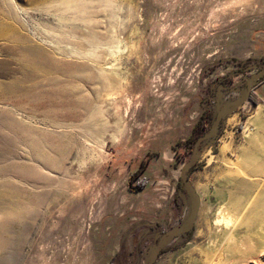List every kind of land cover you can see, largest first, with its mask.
I'll return each instance as SVG.
<instances>
[{"label": "rangeland", "instance_id": "374dc122", "mask_svg": "<svg viewBox=\"0 0 264 264\" xmlns=\"http://www.w3.org/2000/svg\"><path fill=\"white\" fill-rule=\"evenodd\" d=\"M263 65L264 0H0V264H146L193 203L181 179L177 208L169 196L190 151H154L202 108L208 130ZM224 163L205 188L191 181V231L153 264H264V135ZM145 201L153 228L130 256L109 223Z\"/></svg>", "mask_w": 264, "mask_h": 264}, {"label": "crops", "instance_id": "0c3cea01", "mask_svg": "<svg viewBox=\"0 0 264 264\" xmlns=\"http://www.w3.org/2000/svg\"><path fill=\"white\" fill-rule=\"evenodd\" d=\"M254 90L255 95L259 97L260 100L253 101L251 98L246 99L244 103L239 105L235 110L223 118L217 134V139L213 140L210 138L201 142L197 152L195 164L193 165L194 167L188 170L189 178L193 183L195 178L196 181L200 182L203 187V184L205 185L209 181L213 180L218 173L224 170L222 163H224L225 160L228 161L229 158L233 156L237 159L244 157L246 153L252 151L255 139L259 137V135H264V95H262V91L264 90V75L258 78V81L254 85ZM202 111L204 113L207 112L209 116H211L204 118L205 121L209 123L210 119L213 117L212 112L206 108H202ZM197 118L192 122H189L188 128L184 130L183 134H180L175 140H182L191 134ZM244 121L250 122L254 129L251 132H247L243 135V137L239 134L238 129ZM242 137L243 139H241ZM175 140H173L168 147L154 151L159 160L164 162L165 159L174 156L175 149L173 148V145ZM234 152L235 155L232 156V153ZM232 159L236 161L234 158ZM173 165L172 174L174 175V172L176 173L175 170L177 164L174 162ZM192 174L194 177H192ZM145 178L148 182V178L146 176ZM171 182L169 196L172 198H170V200H172L173 204H170V206L177 208L180 196L177 188L179 187L181 189L180 176L174 178ZM144 188L145 187L135 191V193L138 194L139 191ZM196 188H198L197 184ZM152 201V204L150 202L149 205L158 208L159 213H161L163 208L162 199L158 196H154ZM168 201L169 200L167 199V203ZM167 203L164 205V208H167ZM147 205L148 203L145 201L124 209L127 210L129 214L133 215H124V210H121V220L116 224V228H113V219L110 221L109 224L112 225L111 230L113 233H117V235L119 234L115 243L112 245L113 248L126 250L127 253L132 256L134 250L146 246L147 238L150 235L151 228H153L151 224L148 223L152 220L149 219L148 222L146 220ZM188 231L190 232L191 230ZM179 235H186V232L180 233Z\"/></svg>", "mask_w": 264, "mask_h": 264}, {"label": "water", "instance_id": "95a60500", "mask_svg": "<svg viewBox=\"0 0 264 264\" xmlns=\"http://www.w3.org/2000/svg\"><path fill=\"white\" fill-rule=\"evenodd\" d=\"M263 74H264V65L259 70L253 72L246 78V89L241 94V96H237L236 98H233L228 102H226L225 104L217 107L211 127L208 130L199 134L194 140L188 159L185 160L180 167V179L182 180V182L185 183L193 200V203L190 208V213L187 216V219L182 221L180 224H177L161 232V234L154 241L153 246L151 247L146 264H153L162 245L165 243L167 239L179 233H183L189 230V228L193 226V222L195 219L197 208L199 206L200 198H199V194L197 193L195 187L191 182V179L189 178L188 170L190 166L194 164L196 161L199 146L203 140L217 136L223 118L227 114L235 110L244 100L249 98L254 81Z\"/></svg>", "mask_w": 264, "mask_h": 264}, {"label": "trees", "instance_id": "16d2710c", "mask_svg": "<svg viewBox=\"0 0 264 264\" xmlns=\"http://www.w3.org/2000/svg\"><path fill=\"white\" fill-rule=\"evenodd\" d=\"M240 64L241 63H239V65ZM238 70L243 71L241 65L239 66ZM249 98H251L253 101L260 100V98L255 95L254 86H252V88H251ZM205 117H211V116H209V114L207 112H205L203 114L201 113L200 116L198 117V119L196 120L194 126H193V130H192L191 134L182 140H176L174 142L173 148L176 149L178 146L183 145L186 148V150L191 151L194 140L196 139V137L199 134H201L203 132L202 131L203 127H204L203 126V120ZM145 164H146V160H144L140 164V166L131 173L129 183H128V186L131 190H139V189L143 188V186L146 184V182H147L146 178L144 176L140 175L142 169L145 167ZM194 164H192L189 169H192L194 167L193 166Z\"/></svg>", "mask_w": 264, "mask_h": 264}, {"label": "built area", "instance_id": "2783aa9c", "mask_svg": "<svg viewBox=\"0 0 264 264\" xmlns=\"http://www.w3.org/2000/svg\"><path fill=\"white\" fill-rule=\"evenodd\" d=\"M253 128V125L250 122H242L241 126L239 127L238 131L241 136L245 135ZM213 140L217 139V136L211 138ZM204 141V140H203Z\"/></svg>", "mask_w": 264, "mask_h": 264}, {"label": "bare ground", "instance_id": "6f19581e", "mask_svg": "<svg viewBox=\"0 0 264 264\" xmlns=\"http://www.w3.org/2000/svg\"><path fill=\"white\" fill-rule=\"evenodd\" d=\"M229 100L228 99H223V101L219 104V105H223L225 104L226 102H228ZM262 184V186H264V180L263 181H260V183L258 185ZM264 251V250H263ZM261 255V254H260ZM245 263V262H244ZM248 263V262H247ZM259 263V262H258ZM231 264V263H230ZM233 264H240V262H233Z\"/></svg>", "mask_w": 264, "mask_h": 264}]
</instances>
